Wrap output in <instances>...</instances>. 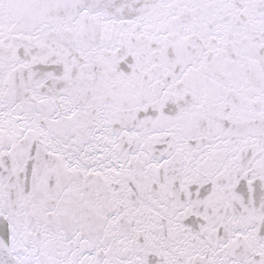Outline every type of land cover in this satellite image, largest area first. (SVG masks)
<instances>
[{"label":"snow or ice","instance_id":"obj_1","mask_svg":"<svg viewBox=\"0 0 264 264\" xmlns=\"http://www.w3.org/2000/svg\"><path fill=\"white\" fill-rule=\"evenodd\" d=\"M0 264H264V0H0Z\"/></svg>","mask_w":264,"mask_h":264}]
</instances>
